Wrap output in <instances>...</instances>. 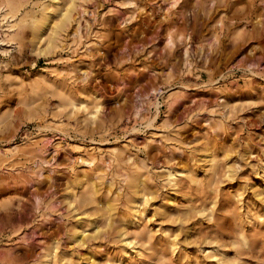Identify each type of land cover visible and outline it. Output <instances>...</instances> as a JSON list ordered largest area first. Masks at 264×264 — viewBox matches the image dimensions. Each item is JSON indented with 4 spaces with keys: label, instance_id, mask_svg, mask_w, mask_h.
<instances>
[{
    "label": "rangeland",
    "instance_id": "1",
    "mask_svg": "<svg viewBox=\"0 0 264 264\" xmlns=\"http://www.w3.org/2000/svg\"><path fill=\"white\" fill-rule=\"evenodd\" d=\"M129 254L264 264V0H0V264Z\"/></svg>",
    "mask_w": 264,
    "mask_h": 264
},
{
    "label": "bare ground",
    "instance_id": "2",
    "mask_svg": "<svg viewBox=\"0 0 264 264\" xmlns=\"http://www.w3.org/2000/svg\"><path fill=\"white\" fill-rule=\"evenodd\" d=\"M54 1V3L55 2H57V0H53ZM130 2V1H129ZM43 31V28L40 30V32H42ZM81 105L83 106V103H81ZM15 148V147H14ZM166 175H167V181L169 182V183H171V182H173L174 181V174H173V172H171V171H167L166 172ZM140 180V178H138L137 179V181H139ZM145 182V181H144ZM109 206V205H108ZM136 213V212H135ZM131 214V215H129V216H127V218L125 219V223L126 224H128V225H134L135 223H134V219L136 218L135 217V215L136 214ZM260 217V216H259ZM261 218V217H260ZM259 218V219H260ZM137 219V218H136ZM94 223V222H93ZM74 230V229H73ZM81 235H82V233H84L85 232V230H82L81 229ZM174 250V249H173ZM52 254L50 253V254H48L46 257H50ZM48 259H50V258H48ZM135 260V256H132V254H129V256H128V259H126V260H124V261H122V262H120L119 264H127V263H130V262H135L134 261ZM51 262L49 261V260H47L46 262H44V264H50Z\"/></svg>",
    "mask_w": 264,
    "mask_h": 264
}]
</instances>
